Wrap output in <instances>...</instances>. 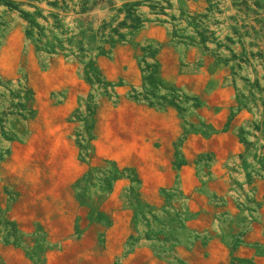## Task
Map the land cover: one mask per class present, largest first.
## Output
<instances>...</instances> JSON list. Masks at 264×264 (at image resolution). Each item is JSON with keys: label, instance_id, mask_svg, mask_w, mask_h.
<instances>
[{"label": "rangeland", "instance_id": "obj_1", "mask_svg": "<svg viewBox=\"0 0 264 264\" xmlns=\"http://www.w3.org/2000/svg\"><path fill=\"white\" fill-rule=\"evenodd\" d=\"M49 1L52 0H0V49L9 43L17 28L27 47L15 53L19 60L11 72L0 69V246L17 252L9 263L0 252V264H31L32 260L33 264H102L100 253L80 255L70 251L82 246L93 249L94 243L101 252L111 246L106 235V230L114 226L111 213L103 207L104 198L98 204L87 198V185L95 183L101 187L100 193L105 191L103 195H107L118 182L124 183L123 193L128 202L120 208L131 211L140 225L139 235L157 248L159 258L165 259L168 257L165 253L175 252L176 244L182 241L178 231L184 238L189 237L194 253L204 249L201 254L206 258L210 248L221 244L225 253L218 264H264V26L263 34L254 35L249 30V35L242 37L245 44L226 40V37L237 40L234 27L241 34L245 31L242 24L259 28L255 19L264 21V0L257 14L250 12L248 17L238 12L232 0H87L82 16L89 18L94 31L106 22L109 26L104 33L108 34L111 27L124 20L125 12L119 9L126 2H140L136 12L142 19L136 29L121 27L119 32L125 35L124 40L114 47L107 44L109 53L95 59L92 83L86 81L84 64L79 59L62 52L38 51L26 38L19 10H56L48 5ZM66 1L70 5L67 20L72 26L75 24L72 18L78 17L75 12L79 9L74 4L80 0ZM217 1L208 11L210 4ZM203 14L206 16L201 27L214 33V41L201 43L194 25L188 22ZM174 24L186 38L172 37ZM161 29L165 35L160 33ZM190 36L195 43L188 40ZM218 42L223 45L217 46ZM58 59L73 66L46 78L44 73L52 66L58 68ZM67 71L73 76H67ZM67 106L69 109L62 113ZM61 118L72 126L68 135L83 168L78 188L71 189L72 201L88 210L74 219L70 231L61 222L59 213L46 214V222L36 220L28 229L21 225L28 212H33V208L45 211V207L36 205L31 190L48 187L50 181L58 178L51 172L48 151L43 148L45 121L58 124ZM104 122L111 129L109 136L113 141L109 152L100 153L97 140ZM234 143L240 149L236 154L231 151ZM23 148L30 152L29 161L38 170L35 183L10 178L4 181L7 164L15 151ZM145 148L160 154L175 173L189 168L196 170V176L206 173L205 180L195 189L216 199V207L224 205L225 197L208 191V187L216 177L218 159L231 152L230 169L236 172L231 190L235 186L241 193L234 201L241 220L223 218L224 225L233 224L221 230L214 228L211 233L205 227L200 234L187 235L188 209L184 211L186 220L181 203L176 202L175 186H161L157 197H144L148 192L143 188L144 163L135 151L139 149L146 157ZM224 162L223 170L227 169ZM16 212L23 219L16 218ZM53 234L59 235L60 240L54 245L58 253L50 263L45 252L51 249ZM124 240L123 257L116 252L109 264H141L130 255L134 254L139 237L130 233ZM64 242L68 243L69 251L63 249ZM174 260L183 264L175 257Z\"/></svg>", "mask_w": 264, "mask_h": 264}, {"label": "bare ground", "instance_id": "obj_2", "mask_svg": "<svg viewBox=\"0 0 264 264\" xmlns=\"http://www.w3.org/2000/svg\"><path fill=\"white\" fill-rule=\"evenodd\" d=\"M156 33H158V32H156ZM160 33L162 35H165V33L162 29H161ZM22 47L27 48L24 39H22L21 31L19 28H17L15 30V33L10 37L9 43L5 47L0 49V69L4 68V69L8 70V72H11V69L13 68V66L15 64H17V61L19 60V57H15V53H19V50H21ZM28 51H29V49H28ZM30 55H32V53H30ZM56 66H58V68H55L52 66V68L49 71L44 73V76L46 78H49L54 73H57L59 71H66V70H68V68L70 66H73V65L64 61L63 59H58V60H56ZM65 74L69 77L73 76L71 71L70 72L67 71ZM70 101H72V100H70ZM104 103H105V100H103V104ZM68 107L69 106H67V108H65L64 112H62V113L65 114L66 109H69ZM104 108H105V106H104ZM106 109H107V107L105 108V110ZM173 121L176 122V119L174 118ZM57 122H58V124H56L52 121H49V119H47L45 121V124H47V125L45 126V130H44L45 142L43 143L44 144L43 148H46L48 151L47 155H49V158H50V170L52 173H56L58 175V178L50 181L49 182L50 185H48V187L43 185L42 187L38 186V187L33 188L31 190L33 197L36 199L35 200L36 205L41 207V208L45 207V211H40V209L36 210L33 208V212H28V217L25 218L21 222L22 223L21 225L23 227H26V228L28 227V229L31 228L32 224L36 220L41 221L42 223L46 222L45 221V215L46 214L53 215L54 213H56V214L59 213V215L61 217V222L64 225L66 224L68 229L70 227V229H69V231H70V230H72V225H73L74 219L78 215H80V214H82L88 210V208L86 206H84L82 208L79 206L78 203H75L74 201H72L73 196H72L71 189L73 191H75L78 188V182L77 181L79 178L82 177V173H83V172L81 173V169H83V168H81V165H79V162L76 158V149L73 145L71 138L68 135V133L71 131L72 126L66 124L64 118H61ZM110 130L111 129L109 128V126L105 122L99 128L101 136L97 140V147H98L100 153H107L110 150L109 144H111L113 141V140H110V138H111L109 136V133L111 132ZM133 145H137V143H135ZM231 148H232L231 151L233 152V154H236L240 150L239 146L236 143H234V145H232ZM143 151L146 152L148 156H146V157L143 156L139 152V149H138V152L137 151H135V152H136V154L141 155L142 161L144 163L143 173H142L143 179H144L143 188L148 189L147 190L148 192L147 193L145 192L146 194H144V197H146V198L157 197V193L160 192L159 188L161 186H166V187L175 186V189L178 192V197H176V202L181 203L182 208L184 209L183 212L186 209H188V212L187 211L186 212L188 214L189 219L187 218L186 212H184V214H183V217L186 218V220L188 219V222L186 224L187 235H189L191 237L193 234L194 235L200 234V233H202V230L205 227L207 228L208 232L211 233L214 228H220V230H221V229H225L227 227V225L233 224V223H229L227 225H224L223 218L224 219H226V218L230 219V217H237L238 220H241V215H240V213H238V209H236L237 205H235V203H234L236 195L238 194L237 195V197H238V196H240L241 193L239 190H236L237 188L235 186H232V190H231V184L234 185L233 184V178L235 177V173H236L230 169V166H231L230 162L232 160V157H230V156H232L231 152L227 153L226 155H222L221 159H218L216 177L209 184V187H208V191L215 192L218 195H224V197H225L223 199L224 205H222L220 207L218 205L216 207L215 206L216 199H210L209 195L207 193H204V192L198 190L199 188L195 189L196 187H198L200 185L201 180H205L204 177L206 176V173L201 172V173H199L198 176H196L195 175L196 170L194 168H189L188 170H186L183 173H175L174 171L170 170V168L167 164L168 161L165 159H162V156L160 154H158L155 150H153L151 148H145V149H143ZM192 156L193 155H191V157ZM29 158H30V152L28 150L26 151V148L16 150L14 155L12 156L11 160L7 164V170H6L4 181L7 178H10L13 180H19V181L24 180V181H27L28 183L29 182L35 183L36 177L38 176V170H37L36 166L32 162L29 161ZM223 161L226 162L225 167L227 169H225V170L222 169V165H224V164H222ZM237 161H238V155H235V163H237ZM237 170H238V168H237ZM237 175L238 174H236V176ZM125 181H127V180H125ZM36 184H37V182H36ZM94 184L89 183L87 185V198L91 197V201L95 204H98V202H101L102 198H104L103 207L107 208L108 211L111 213L110 214L111 220L114 222V226L110 230L109 229L106 230V232H107L106 235L108 236V243L111 241V246L107 250H103L101 252L99 250L97 244L94 243V246L92 247L93 249H86L84 246H82L80 248L77 247L76 251H74L75 249L71 250L70 253H80V255H81V253H85V254H87V253H100V255H99L100 262L102 264H109L115 258L116 254L114 255V253L117 252L118 256L120 258L123 257L122 253L125 252V245H124L125 240L124 239H126L130 233H133L137 237H139V242L135 246V249L133 252L134 254H130V255L135 257V261L136 260L141 261L142 262L141 264H170V263L171 264H177L176 260H174V257L179 259L183 264H204V262H205V264L206 263L207 264H218V260L220 259V256L225 253L224 247L221 244L219 246L216 244L218 248H216L215 246H214V248H210V250H209L210 253H208L207 258L204 257L203 254H201V253L205 252L204 249H197V253H194L192 247L190 248L191 245L189 246V237L184 238L182 233L179 234L178 231H176L179 240L184 241V239H185V241H184L185 243L182 241L181 242L179 241L180 243L178 242L176 244L175 252L165 253V255L168 256L165 259L161 258V257L159 258L160 254L155 252V251H157V248L150 246V244L146 243L142 239V237L139 235V234H141V232H140L141 229H139L140 225L137 221L134 220L133 214L131 213V211L129 209L128 210L127 209L122 210L120 208L121 206L126 207L127 203H128L126 201V195H125V193H123L124 192V189H123L124 183L118 182L113 187L114 189L112 190V192H110L107 195H103L105 191L103 192V194L100 193L101 187L100 186L97 187ZM202 185H203V183H202ZM204 185H206V184H204ZM143 188H142V190H143ZM169 189L172 190L171 188H168V190ZM125 192H127V191H125ZM172 192H173V190H172ZM212 197H213V195H212ZM245 198H246V196H245ZM111 209H113V210L119 209V210L118 211H112ZM243 211H244V209H243ZM14 216L18 219H23L22 215L17 213V212L15 213ZM162 221H164V220H162ZM165 221H166V218H165ZM159 222H160V220H159ZM162 223H164V222H162ZM46 226H47V224H46ZM244 226L245 225H243V227ZM182 227H183V225H182ZM255 227H257V226H255ZM254 228H253V230H254ZM179 232H181V231H179ZM203 235H205V234H203ZM217 236H218V234H217ZM171 237H173V236H171ZM249 237L254 238L253 235H249ZM205 239H206V237H205ZM59 240H60V238H59V235H57V234H53L50 237L51 249H49L48 251L45 252V253H47V258H50L49 259L50 263L53 262L52 258L55 257V253H58L57 251L54 250V245L55 244L58 245ZM214 243H216V242H214ZM191 244H192V242H191ZM227 244H229V243H227ZM152 245H153V243H152ZM165 245H166V243H165ZM194 245H196V244H194ZM196 247L200 248L198 246H196ZM161 248H162V246H161ZM161 248H160V250H161ZM63 249H66V251H69V246H68L67 242H64ZM126 250H127V248H126ZM0 252L2 253V258L7 263H9L12 260L13 256L16 255V253H17L16 251H14L12 249L4 248L2 246H0ZM163 252H164V250H163ZM161 254H163V253H161ZM198 255H200L199 260H197ZM131 256H129V257H131ZM179 260H177V261H179ZM21 264H23V263H21ZM24 264H26V263H24ZM31 264H33V260L31 262ZM134 264H137V263H134Z\"/></svg>", "mask_w": 264, "mask_h": 264}, {"label": "trees", "instance_id": "obj_3", "mask_svg": "<svg viewBox=\"0 0 264 264\" xmlns=\"http://www.w3.org/2000/svg\"><path fill=\"white\" fill-rule=\"evenodd\" d=\"M210 1V0H208ZM219 3L218 1L210 4L208 11ZM261 0H232V4L238 12L249 15L250 12L257 14V8L260 7ZM140 2L124 3L123 7L119 9V12L124 11V20L119 22L117 26L111 27L109 33H104L106 27L109 23L103 22L97 30L94 31L89 21L88 17H83L85 13L87 0H80L74 4V6H79V9L75 12L78 17L72 18L75 22L71 26L70 21L67 20V11L70 8L69 2L66 0H52L48 2V5L56 8V10L39 9L35 8L34 11L19 10L20 15L25 22L24 34L36 47L38 51H45L47 53H58L62 52L66 56H73L81 63L84 64V76L86 81L92 83V79L96 74L95 71V59L98 56L107 55L110 51L106 47H114V45L122 40H124L125 35L119 32L121 27H131L133 29L138 28L142 24V19L140 15L137 14V6ZM253 5L255 7H253ZM11 8H16L14 5H10ZM212 7V8H211ZM206 14L194 16L188 22L193 24L196 32L200 38L201 43H205L208 40L214 41L216 38L213 37V32H210L207 28H202L204 18ZM236 16V15H235ZM235 16H231L233 20H236ZM248 17V16H247ZM175 20L174 17H172ZM244 19V18H243ZM257 24H260L259 28L253 24L248 25V23L242 24L241 27L245 31L241 34L238 32V28L234 27V32L237 34V40L232 37H226V40L234 43L240 42L245 44L244 35H249V30L254 35L263 34L264 21L261 19H255ZM88 22V23H86ZM172 30V37L174 39H184L181 34L178 33L176 25L174 24ZM117 36V37H115ZM191 43H195L194 37H187ZM251 43V42H250ZM223 44L217 43V46H222ZM96 53L93 54L92 52ZM88 60L85 61V58Z\"/></svg>", "mask_w": 264, "mask_h": 264}]
</instances>
